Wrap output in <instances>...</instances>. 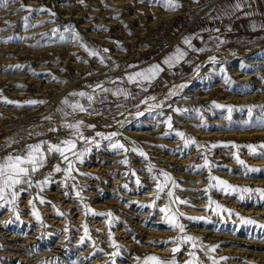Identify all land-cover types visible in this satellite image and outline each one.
Returning a JSON list of instances; mask_svg holds the SVG:
<instances>
[{
	"label": "rangeland",
	"instance_id": "rangeland-1",
	"mask_svg": "<svg viewBox=\"0 0 264 264\" xmlns=\"http://www.w3.org/2000/svg\"><path fill=\"white\" fill-rule=\"evenodd\" d=\"M219 1L176 0L180 6L175 10H169L165 0H13L6 6L0 5V156L40 140L55 142L64 138L66 135L57 131L22 144L4 141L6 136L21 135L33 127L56 126V121L64 118L59 110L71 111L62 101L73 99L69 96L72 92H91L88 86L97 82L117 80V85L126 87L131 93L133 91L138 99L130 97L125 100L109 94L104 104H93L95 112L90 109L89 112L75 114V117L88 115L113 120L111 127L85 131L88 136L94 135L95 131L120 133L117 121H124L136 113L135 105L141 97L164 98L163 107L151 112L141 104L140 110L144 114L124 124L128 130L142 131L144 127L149 135L124 136L120 133L116 137L129 149L136 147L142 150L147 159L138 152L113 150L108 141H101L98 148L93 146L82 164H77L78 172L73 173L75 182L70 179L66 186L63 174L53 173L52 182L42 192L35 187L22 192L15 210L12 205L0 207V264H143L144 258L150 255L165 260L175 258L176 264H185L191 259L189 253L193 251L200 264H213V260L215 264H264V228L260 227L264 225V203L257 194H251L249 198L248 193H232L227 187L231 184L241 188L264 189V171L246 173L245 167L236 159L238 155L246 166L264 170V158L251 155L245 147L264 143V127L255 126L256 119L264 118V108L261 107L264 106V78L258 79V85L249 87L248 82H237L239 77L232 76L230 72L244 62L246 65L242 73H254L248 64L264 51V34L225 39L197 52L187 75L161 89L131 90L127 83H120L117 79H123L121 75L127 62L152 53L127 60L122 56L128 50L124 45L127 39L140 34V30L148 32L147 29H152L150 31L154 32L160 26L175 22L176 16L169 17L164 24L158 20L184 8H193L203 18ZM67 27L72 31H65ZM74 33H78L82 41L77 42ZM81 43L101 52L104 48L109 49L102 54L110 59L101 63L99 58L88 55ZM158 49L164 51L160 46L154 51ZM227 54L240 56L229 58ZM207 56H215L219 60L212 65L209 64L211 61L202 65ZM201 79L210 80L212 87L207 85L205 90L198 92ZM117 85L105 84L112 88ZM172 91L176 93L168 96ZM191 92L197 93L193 100L186 97ZM251 96L253 98L250 99ZM260 96L263 98L259 99ZM226 97L234 98L224 103ZM30 100L43 102L30 105L27 103ZM81 103L86 105L85 100ZM117 104L122 107L117 109ZM42 107L41 113L29 114ZM249 107H252L251 115ZM120 112L124 115H119ZM49 116L51 120L45 119ZM167 116L172 117V129L164 122ZM145 118H149L151 124L140 125ZM216 121L221 124H214ZM177 131L195 139L197 144L184 147V141L176 135ZM256 150L264 153V148ZM102 156L108 157L104 166L114 167L111 182L110 178L104 182L86 169ZM125 157L127 165L120 163ZM166 158L172 161H165ZM205 158L209 161L211 175L219 178L212 182L214 186L211 188L209 169L202 167ZM57 163H61L58 156L50 157L36 179H43ZM149 163L155 166L152 173L147 171ZM159 170L168 172L176 180L179 187L174 190L175 195L188 201L187 204L176 203L172 207L185 214L179 221L185 225L186 235L198 238L196 249L188 243L181 244V250L175 254L171 251L176 247L171 241L181 233L170 227L165 222V214L159 211L160 207L168 204L166 195L156 201L155 207L146 206L153 203L156 184L151 177L159 176ZM137 177L141 182L139 186L136 184ZM219 180L227 184H219ZM90 183H96L104 194L101 201L93 202ZM77 191L80 196L76 195ZM241 195L245 199L241 200ZM38 196H43L45 203L41 204ZM137 196L138 199H145L144 202L132 200ZM209 198L215 202L210 209ZM25 199L28 203L34 201L40 220L32 214L30 203L26 210L23 209L22 201ZM72 203L84 214L79 226L70 213L73 209L66 208ZM216 204L221 208L217 209ZM46 206L55 210L57 220L65 224L59 228L52 225L49 221L52 217H46L43 211ZM108 212L112 213L111 217L100 215ZM247 219L256 223H245ZM97 222L104 223L105 229L94 228ZM31 235L36 236L33 242H37L33 249L22 242ZM10 236L16 237L11 244L14 248H7L6 239ZM113 242L118 245L119 254L116 256H112L117 251ZM213 248L214 251L211 250Z\"/></svg>",
	"mask_w": 264,
	"mask_h": 264
},
{
	"label": "snow or ice",
	"instance_id": "snow-or-ice-1",
	"mask_svg": "<svg viewBox=\"0 0 264 264\" xmlns=\"http://www.w3.org/2000/svg\"><path fill=\"white\" fill-rule=\"evenodd\" d=\"M13 2V0H0V5L6 6L8 3ZM83 2V0H81ZM166 6L169 10H175L180 5L176 2V0H165ZM244 5V0H235V3L231 7V11L235 12L237 10H241L242 6ZM24 6L22 5V8ZM53 15H55L53 13ZM65 31H72L70 27L65 28ZM218 31V30H217ZM75 39L77 42L82 41V37L78 33H74ZM64 37L61 36V40H63ZM191 37H186L183 41L185 45L188 46V48H192L194 51H203V49H194L193 45L191 43ZM81 47H84L85 51L88 53V55L92 57L99 58L101 63H104L106 59H110V57H105L103 53H107L109 49L104 48L101 52L100 49H97L93 46H90L86 43H81ZM187 51L182 50L181 48L177 47L175 53L169 57H167L164 60V64L168 65L169 67H173L175 64L179 63L181 60L184 59L185 56H187ZM210 60L215 62L216 57L212 56L210 57ZM19 67V66H17ZM132 67V66H130ZM163 71L161 66L159 64L151 65L147 68L141 69L139 71H136L131 74H127L126 78L120 79L117 78L120 83H128V84H135L141 91H147V88L145 87L146 84H150L152 80L156 78V76L159 74V72ZM91 74V73H90ZM113 84L117 85V80H107V81H101L97 82L95 85H89L88 87L91 88V92L87 91H79V92H72L69 94L70 97L73 99L65 98L62 103L68 108L71 109V111H64L63 109H60L59 111L62 113V116L65 118L64 122L60 125V127L65 128L68 130L66 136L62 139H58L55 142L49 141V140H40L36 143H31L25 145V147L21 150L12 152L7 154L4 157H0V207H4L6 205H12L13 210H15V205L18 200V197L20 194L24 191H27L29 188H37L41 192L44 190V187L52 182V175L53 173H62L63 174V180L65 185L67 186V181L72 180L75 182L76 177L73 175V173L78 172L77 164H82L84 162V159L86 158L87 154L92 151L93 146L99 147L101 141H108L109 146L113 150H123V152L127 153L129 151L132 152H138L140 156L147 159V154L144 153L142 150L132 147L129 149L125 146V144L121 143L120 140L116 139L120 135V133L116 131L112 132H102V131H95L94 135L88 136L85 134V131L87 129H95L96 126L94 124H87L85 125V122L82 119L75 118V114L77 113H86L89 112L91 109L92 112H95L96 110L93 108V104L98 102L101 104H104L107 101L108 95L114 97H123L125 100L128 98L133 97V94L128 91L126 87H120L117 85L115 88L112 87H106L105 84ZM174 95L173 92H169L168 96ZM155 96H148L146 98L141 97L138 101L135 107L137 108V111L135 113L136 116H141L144 114L143 111L140 110V105H146L147 110L151 112L152 110L156 108H162L163 102H157V103H149L150 101H156ZM81 100L86 101V105L84 103H81ZM7 103H15L13 101H6ZM43 101H36V100H30L27 101L30 105H35L37 103H42ZM217 107H223L222 105H216ZM117 109L121 108V104L116 105ZM264 108V106H261ZM231 111V107L228 109ZM175 111H181L180 109H175ZM188 111V110H183ZM249 115L252 113V107H249L248 109ZM92 114V113H89ZM98 114V113H97ZM119 115H124L123 112H120ZM73 116V119L71 121L67 120V117ZM47 120H51L52 117H45ZM169 129H172V117L167 116L164 121ZM117 123L122 127L124 124V121H117ZM255 126L258 127H264V118H258L255 121ZM106 127H111V125H106ZM60 128L53 126L48 129L50 132H57ZM36 135H40L39 133H36ZM167 135V133H165ZM176 135L179 136L184 141V147H188L189 145L197 144V141L193 138L186 137V134L182 131H177ZM135 142H133L134 144ZM245 147L248 148L249 153L253 156H258L264 158V153H258L257 148H264V143H261L259 145H246ZM52 156H58L61 163L55 164L51 170L43 176V179H36V176L38 173H41V170L46 167L48 164L49 158ZM237 162L245 167V171L251 172V173H258L261 171H264L262 169H256L251 168L245 165V161L241 160L239 156H236ZM120 163L127 165L128 159L125 157V159L121 160ZM63 165V166H62ZM154 165L149 163L147 167V171L149 173L153 172ZM202 167H208L209 169V188L213 187L212 184L213 181H217L219 178L211 175V167L209 166V161L207 158H205L204 165ZM135 175V172L132 173ZM161 177L163 178L161 180ZM152 180L156 184V190L155 195L153 198V203L151 205H146L147 207H155L156 201L161 199L162 196L166 195L168 199V204H166L164 207H160L159 211L161 213L165 214L166 220L165 222L170 225V227L174 229H178L179 233H181L180 236L174 238L171 243L176 244V247L172 248L171 251L173 254L179 252L181 250L180 245L181 244H188L191 243V246L193 249H196L198 247L196 241L198 240L197 237H193L190 235L185 234V225L183 223H180L179 218L183 217L185 214L183 212H180L178 209H173V205L176 203L181 204H187L188 201L182 200L180 197L175 195L174 190L179 187V184L176 182V180L166 171L159 170V176L153 175ZM140 179L137 177L136 184L140 185ZM219 184H227L226 181L219 180ZM75 187V183L72 185ZM125 188H127V184L124 185ZM227 187L231 189L232 193H248L249 198H251V194H257L259 200L264 203V189H252V188H241L237 186H233L231 184H227ZM205 191H208V189H205ZM77 196H80V192H76ZM39 202L41 204L45 203V199L43 196H38ZM240 199H245L244 195L240 196ZM29 203L33 206V212L32 214L36 217L37 220H40V215L38 211H36L35 203L34 201H29ZM215 202L212 201L209 198V209L211 208L212 204ZM87 208V205L85 206ZM216 208H221V205L216 204ZM87 214V213H86ZM100 215H107L108 217L112 216L111 212H108L106 214H100ZM189 219H204L203 217L200 218H192L189 217ZM248 224H255L256 221L253 219H247L244 221ZM260 227L264 228V225H260ZM85 228V235L88 234L87 225L84 226ZM111 235V234H110ZM83 241V238H82ZM113 247L117 248V251L112 253V256H116L119 254L118 245L113 242ZM211 250H215L214 248ZM189 256L191 259L185 262V264H200L196 257V253L190 252ZM143 264H176L175 258L171 260H165L161 257H157L155 255H150L144 258ZM213 264H215V260H213Z\"/></svg>",
	"mask_w": 264,
	"mask_h": 264
},
{
	"label": "crops",
	"instance_id": "crops-1",
	"mask_svg": "<svg viewBox=\"0 0 264 264\" xmlns=\"http://www.w3.org/2000/svg\"><path fill=\"white\" fill-rule=\"evenodd\" d=\"M234 3L235 0H221L215 3L207 15L195 23L179 46L167 52L158 49L144 57L127 62L123 68L122 78H126L127 74L159 64L163 71L159 72L156 78L150 84H146L145 87L147 89H161L185 77L193 62L192 58L199 52L188 48L183 43L186 37L192 38L191 43L194 49L205 50L223 42L225 39L250 38V36L264 34V0H244L242 9L232 12L231 7ZM177 47L187 51L188 54L179 63L169 67L163 62L175 53ZM128 86L130 89L140 90L135 84H128Z\"/></svg>",
	"mask_w": 264,
	"mask_h": 264
},
{
	"label": "bare ground",
	"instance_id": "bare-ground-1",
	"mask_svg": "<svg viewBox=\"0 0 264 264\" xmlns=\"http://www.w3.org/2000/svg\"><path fill=\"white\" fill-rule=\"evenodd\" d=\"M129 1V0H128ZM178 14V12H176V13H173V14H170V15H168V16H165V17H163V18H161L160 20H158V21H160L159 23H161V24H164V23H166V21L168 20V18L169 17H172V16H176ZM157 25V24H156ZM148 31H150V30H152V29H147ZM143 31H145V30H140V33H142ZM138 33H136L135 35H137ZM135 35H133L132 37H131V39L135 36ZM128 40H130V39H127L126 41H128ZM225 54V53H224ZM127 54H122V56L124 57V56H126ZM228 55V57L230 58V57H232V56H240V54H232V55H230V54H227ZM227 55H224V56H227ZM112 56H116L115 54H112ZM242 56V55H241ZM224 58V57H223ZM241 58V57H240ZM218 58H216V61L215 62H213V61H211L210 60V57H204V59H203V61H202V65H205L206 63H208V62H210L209 64H214V63H216V62H218ZM72 63V62H71ZM75 64V63H74ZM76 66L78 65V64H75ZM74 65V66H75ZM244 65H246V63H241L239 66L237 65V66H235V67H233L231 70H230V72L232 73V76H234V77H239V80L237 81V82H239V83H246V82H248V86L249 87H253V86H255V85H258L257 84V82H258V79L260 78H264V69H263V66H264V51H262L261 53H259L258 55H257V57L255 58V59H253L248 65L250 66V68L252 69V70H254V73L253 74H251V75H246V74H244V73H242L243 72V70H242V68H243V66ZM212 68V67H211ZM263 76V77H262ZM250 82V83H249ZM262 82V81H261ZM211 81L210 80H205V79H201L200 80V82H199V85L198 86H200L198 89H197V91L198 92H202V90H205V88H206V86L207 85H210L211 86ZM261 84V83H260ZM242 85V84H241ZM38 87V86H37ZM212 87V86H211ZM214 88V87H213ZM187 91V90H186ZM135 92V91H134ZM173 93H176L175 91H172ZM178 92H180V90L178 91ZM219 93H221V92H219ZM132 94H133V97H135L134 99L135 100H137L138 99V95H136V94H134L133 93V91H132ZM197 96V93H192L191 92V94H186V97L187 98H189V99H191V100H193L194 99V97H196ZM220 96H222V94L220 95ZM235 97V96H234ZM234 97H226V99L223 101L224 103H228L229 101H230V99H233ZM249 98V97H248ZM251 98H253L252 96L250 97V99ZM263 98V96L261 97H259V99H262ZM160 101H162V102H164V98L162 97L161 99H158V100H156V101H150L149 103H157V102H160ZM194 102V101H193ZM222 102V103H223ZM186 104H190V103H186ZM146 106V105H145ZM144 109H147V108H144ZM43 110V107L42 108H37V109H34L33 111H31V112H29V114H33V113H41L40 111H42ZM145 111V110H144ZM146 112V111H145ZM136 115H135V113L133 114L132 113V115L130 116V117H127L125 120H124V124L125 123H128L129 121H131V119H133L134 117H135ZM75 118H77V119H82L84 122H85V125H87V124H94L95 126H96V128L95 129H98V128H100V127H106V125H113V120H110V119H108V118H106V117H95V116H88V115H81V116H76ZM139 118V117H138ZM73 119V117L72 118H68L67 120H69V121H71ZM150 119L149 118H145L144 120H142V121H140V125H142V126H144V125H148V124H151V122L149 121ZM64 122V118H63V120H61V121H59V122H57L56 121V127H59V128H62V127H60V125L62 124ZM224 122H222V124H223ZM1 124V123H0ZM124 124H123V126L121 127L120 125H119V132L122 134V135H124V136H126V135H138V136H147V135H149L147 132H145V128L144 127H142V131L141 130H135V129H132V128H130L129 130L128 129H126L125 127H124ZM214 124H221V122L220 121H216ZM225 124V123H224ZM118 125V124H117ZM52 125L51 124H48V126L47 127H45V126H38V127H33V128H31L28 132H25V133H23V134H21V135H13V136H6L5 137V139H4V141H10V142H16V143H18V144H22V143H24V142H26V141H30V140H33V139H36V138H38V137H40V136H47V135H50V134H53L54 132H50V131H48V129L51 127ZM54 126V125H53ZM52 126V127H53ZM88 130H91V129H87L86 131H88ZM62 131V132H61ZM65 131V132H64ZM67 132H68V130L67 129H65V128H63V129H61V130H59V132H57V133H60V134H62V135H66L67 134ZM36 133H39L40 135H36ZM216 135H218V134H216ZM61 136V135H60ZM215 136V135H214ZM261 136H262V134H261ZM0 142H2V141H0ZM103 157V156H102ZM164 157H166V156H164ZM96 158V157H95ZM98 158V157H97ZM108 157H103V158H101L100 160L99 159H97V160H94L93 161V163H92V165L90 166V167H88V168H86V169H88L89 170V172L90 173H92V174H94V176L96 175L98 178H101V180H103L104 182H105V180H108L109 178L111 179L109 182H111L112 181V179H113V177H112V175H113V173H112V170L114 169V167H110V166H104V161H106V160H108L107 159ZM112 159V158H111ZM111 161H113V160H111ZM110 161V162H111ZM165 161H172L170 158H166L165 159ZM109 162V161H108ZM107 162V163H108ZM114 162H115V159H114ZM117 162V161H116ZM106 164V163H105ZM115 164V163H114ZM87 170V171H88ZM115 171V170H114ZM116 173V172H115ZM114 173V174H115ZM117 175V174H116ZM121 175V174H120ZM115 176V175H114ZM125 176V175H124ZM112 177V178H111ZM124 178V177H123ZM98 180V179H97ZM114 180H115V178H114ZM118 181V180H117ZM108 182V183H109ZM91 184V183H90ZM112 185H117V184H115V183H112ZM122 185V184H121ZM100 186H102V185H100ZM118 186V185H117ZM113 187V186H112ZM106 188V187H105ZM90 195H91V197L93 198V202L95 201V202H98V201H101L102 199H103V197H104V194L102 195V191L99 189V188H97V184L95 183H92L91 185H90ZM114 190V189H113ZM30 197V196H29ZM29 197H27V199L29 198ZM133 197V196H132ZM131 197V198H132ZM27 199H25L24 201H22V204H23V209H27V206H28V200ZM132 200H141V202L143 201L144 202V200L145 199H143V198H139L138 199V196L137 197H135V198H132ZM102 205H99V207H101ZM98 206H96L95 208H97ZM66 208H68V209H73V210H71L70 211V213H72L73 215V218H75V224H78V226L83 222V218H84V214H83V212L81 211L82 209H80L79 207H77V206H73V203L72 204H67L66 205ZM44 212H45V216L46 217H52V218H48L49 219V221L52 223V225H54L55 227H58L59 228V226H61V225H64L65 223H64V221L63 222H60L59 220H57V218L55 217V214H54V211L55 210H52L51 209V207L50 206H46V209H44L43 210ZM99 222H97V223H95V227L94 228H96V229H99V230H104L105 228L103 227V225H104V223H99ZM36 239V236H29V237H26L25 239H23V243H25V245L26 246H28V247H31V248H29V249H33V248H35L36 247V243L35 242H33L34 240ZM8 242H6L7 243V246H9V247H7V248H14V245L12 246L11 244L13 243V241L14 240H16V237H14V236H10L9 238H7L6 239ZM44 254H45V252H44ZM44 257V256H43Z\"/></svg>",
	"mask_w": 264,
	"mask_h": 264
},
{
	"label": "built area",
	"instance_id": "built-area-1",
	"mask_svg": "<svg viewBox=\"0 0 264 264\" xmlns=\"http://www.w3.org/2000/svg\"><path fill=\"white\" fill-rule=\"evenodd\" d=\"M202 17L193 8L181 9L176 15L175 22L158 27L154 32L145 31L125 41L128 50L124 51L127 60L134 56L140 57L153 52L157 46L165 52L179 44L194 24Z\"/></svg>",
	"mask_w": 264,
	"mask_h": 264
}]
</instances>
